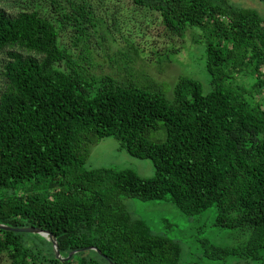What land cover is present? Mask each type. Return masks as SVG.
I'll use <instances>...</instances> for the list:
<instances>
[{"label":"trees","instance_id":"1","mask_svg":"<svg viewBox=\"0 0 264 264\" xmlns=\"http://www.w3.org/2000/svg\"><path fill=\"white\" fill-rule=\"evenodd\" d=\"M31 1L0 6V224L50 232L63 258L78 251L60 260L46 238L0 229V264H183L181 243L134 217L125 197L167 199L186 215L214 205L216 226L249 238L205 240L203 253L264 262V17L230 0H130L170 38L192 31L195 43L200 32L210 90L180 76L169 98L145 74L140 84L91 75L61 43L95 30L103 0ZM109 136L150 159L154 176L86 169L90 145Z\"/></svg>","mask_w":264,"mask_h":264},{"label":"rangeland","instance_id":"2","mask_svg":"<svg viewBox=\"0 0 264 264\" xmlns=\"http://www.w3.org/2000/svg\"><path fill=\"white\" fill-rule=\"evenodd\" d=\"M130 0L125 3L111 0L102 4L94 3L98 13L95 30L91 28L87 35L79 37L75 45V36L67 31L61 35V43L71 52L72 58L91 75H110L119 83L140 84L141 75L159 85L162 92L169 98L173 95L174 85L180 76H188L200 81L203 91L210 90L208 74L204 65V46L198 38V29L192 41V31L183 38H170L163 30L159 17L154 14L142 17L132 12ZM31 0H0L5 12L13 13L23 5L31 4ZM231 3L255 9L264 17V2L261 0H230ZM170 48L177 49L174 54ZM136 53V55H135ZM165 54L169 56L167 60ZM133 60L128 61L127 56ZM6 59L5 49L0 51V70ZM130 68V72H127ZM239 83L247 85L250 80L238 78ZM4 86L0 74V87ZM86 169L100 167L134 170L142 177L154 176L155 170L150 159H141L129 155L119 147L113 136L104 137L90 145L88 157L84 164ZM22 187V186H21ZM41 186L35 185V190ZM122 202L130 213L143 219L152 230L166 234L179 241L182 246L181 263L185 264H247L233 257L211 259L203 252L208 241L222 247L243 245L249 233L240 228H223L215 225L216 209L212 205L195 215H186L167 199L142 201L133 197H125ZM34 235L26 234L24 238L32 239ZM249 264H264L250 262Z\"/></svg>","mask_w":264,"mask_h":264},{"label":"water","instance_id":"3","mask_svg":"<svg viewBox=\"0 0 264 264\" xmlns=\"http://www.w3.org/2000/svg\"><path fill=\"white\" fill-rule=\"evenodd\" d=\"M0 229L6 230V231H12V232L38 234V235L46 238L47 240H49L52 243L55 257L57 259H60V260H67L72 256L73 253H76L78 251V250L71 251V252H69V254L66 257H64V258L61 257L59 254L58 245H57V242H56V239L54 238V236H52V234L50 232L42 230L40 228L31 227V226H28V227H11V226H6L3 224H0ZM90 249H93V250L99 252L95 247H90Z\"/></svg>","mask_w":264,"mask_h":264}]
</instances>
